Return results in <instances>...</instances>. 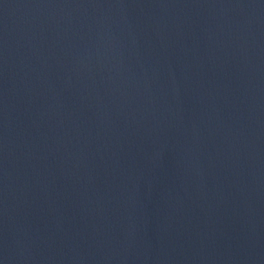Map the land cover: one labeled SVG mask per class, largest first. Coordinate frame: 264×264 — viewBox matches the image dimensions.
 <instances>
[{
    "label": "water",
    "instance_id": "95a60500",
    "mask_svg": "<svg viewBox=\"0 0 264 264\" xmlns=\"http://www.w3.org/2000/svg\"><path fill=\"white\" fill-rule=\"evenodd\" d=\"M0 264H264V0H0Z\"/></svg>",
    "mask_w": 264,
    "mask_h": 264
}]
</instances>
